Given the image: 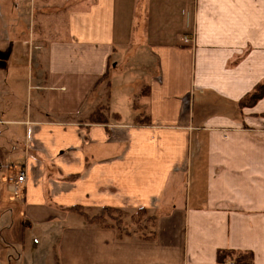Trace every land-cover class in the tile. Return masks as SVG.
<instances>
[{"label": "crops", "instance_id": "1", "mask_svg": "<svg viewBox=\"0 0 264 264\" xmlns=\"http://www.w3.org/2000/svg\"><path fill=\"white\" fill-rule=\"evenodd\" d=\"M8 1L0 264L27 259V234L42 254L48 243L55 264H218L219 249L250 250L264 264V97L238 104L264 80V0H34L16 29ZM128 61L134 81L114 72ZM25 85L34 105L20 110ZM128 86L137 99L116 93ZM101 104L120 119L89 120ZM22 170L15 196L10 179ZM77 205L145 207L156 237L119 240Z\"/></svg>", "mask_w": 264, "mask_h": 264}, {"label": "trees", "instance_id": "2", "mask_svg": "<svg viewBox=\"0 0 264 264\" xmlns=\"http://www.w3.org/2000/svg\"><path fill=\"white\" fill-rule=\"evenodd\" d=\"M264 97V81L259 82L255 85L254 89L246 94L243 98H241L238 104L241 107L255 105L261 98ZM108 107L105 104H101L97 107V109L90 114L89 120L91 119L93 122L98 123H108L110 117H114L116 119H120V115L117 113H111V116L108 114ZM137 122L139 124H147L150 122L147 116H138ZM74 211L80 214L83 220L91 226H97L100 228H112L116 231L117 238L119 240H123L125 238L137 239L140 241H153L156 237V225H157V217L155 214L150 213L151 217V229L149 226H142L137 228L132 227V225L139 224V220L134 219V215H129V212L126 211L122 207L118 206H106L101 208L102 213L99 215H91L89 209L85 206H73ZM149 209L145 207L138 208L137 215L138 219L141 215L146 214ZM119 214V216H113V214ZM112 221V222H109ZM141 222H143L141 220ZM150 222V221H148ZM232 264H254V253L250 250H237V249H219L217 252V263L218 264H228V262Z\"/></svg>", "mask_w": 264, "mask_h": 264}, {"label": "rangeland", "instance_id": "3", "mask_svg": "<svg viewBox=\"0 0 264 264\" xmlns=\"http://www.w3.org/2000/svg\"><path fill=\"white\" fill-rule=\"evenodd\" d=\"M33 1L34 0H9L7 2V5H8V10H9V13H13L12 15V25L13 27L16 29L17 25H18V22L21 21L23 24H28L29 20H30V8L31 6L33 5ZM61 1V0H59ZM54 2V0L52 1ZM68 2V1H67ZM66 2V3H67ZM62 3V2H60ZM86 2H84V4H76V5H70L69 7L70 8H73V7H84L86 4ZM7 8V7H6ZM50 13L52 15H54V12L53 11H50ZM64 21L63 18H59V16H55V20L54 22L52 21V24H51V27L54 28V26L56 25L57 28L60 26L61 22ZM55 23V25H54ZM62 27H64V24H62ZM41 30V27L39 28ZM50 33L53 35L50 36ZM63 33V30L62 32ZM61 33H58V36L61 35ZM27 35V36H26ZM46 37H57V36H54V34L52 33V31L50 30L47 31V34H45ZM30 36L29 34L24 31L22 36H21V39H28ZM132 66V63L130 61H128L126 64H121V65H118L116 68H114V72H116L118 75H124L126 76L129 80L131 81H134L133 80V75L131 73H134L136 74L135 71H129L130 67ZM124 67L125 69H127V72L126 71H123L124 70ZM15 70L18 69V72H17V76H15L16 78H25L26 76V73H25V68L24 69H21V68H14ZM138 76V75H137ZM264 81V80H263ZM31 83V82H30ZM31 85V84H30ZM135 87L134 86H128V87H118L117 90H116V93L119 92V94H123L124 97L128 96L130 98H132V101L133 99H137V96L136 94H133L134 91H136V89H134ZM34 91L31 92V88L28 90L27 86L25 85L24 86V90H21L18 98H20V110H24L26 105L28 104L29 106H33L34 105V95H33ZM125 107V106H124ZM126 111V110H125ZM16 170H19V169H16ZM6 173V172H5ZM126 211L129 212V215H134V219L137 221L139 220L140 222H138L139 224H136V225H132V227H135L137 228L138 226L140 227V224L142 226L146 225V226H149V229H151V222L152 220H150V213L151 211H148L146 214H143L141 215V217L138 219V215H137V209H125ZM89 212L91 213V215H99V214H106L105 212L102 213V210L99 208H96V209H92V210H89ZM152 214V213H151ZM113 216H119V214H116L114 213ZM141 220L143 222H141ZM150 221V222H148ZM109 222H112V221H109ZM19 230L21 231V228L19 227ZM35 237V236H34ZM34 237H32V234H31V238L28 236L25 237V240L27 242H24L22 245L19 244V250H24L26 252V255L25 256H28L27 259H24L22 258V261H18V262H13V264H27L30 260H31V256L32 255H39V254H42L41 253V250L39 251V244L37 245L36 241H34ZM37 238V237H36ZM44 246V243L41 244V247ZM46 246H48V243L45 245V249H43V257L42 255H40V262L39 264H55L54 262V251L51 250V248H47L46 249ZM40 247V248H41ZM17 253V251H16ZM24 254V252H22ZM39 259V257H38ZM24 262V263H22ZM228 264H232L230 261L228 262Z\"/></svg>", "mask_w": 264, "mask_h": 264}, {"label": "built area", "instance_id": "4", "mask_svg": "<svg viewBox=\"0 0 264 264\" xmlns=\"http://www.w3.org/2000/svg\"><path fill=\"white\" fill-rule=\"evenodd\" d=\"M185 42L189 41V38H184ZM26 177L25 171H20L19 174L16 176V179H10V190L13 192L15 196L21 195L23 190L21 185L24 183Z\"/></svg>", "mask_w": 264, "mask_h": 264}]
</instances>
